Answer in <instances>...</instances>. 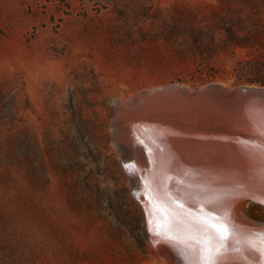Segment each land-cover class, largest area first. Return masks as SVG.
<instances>
[{
    "label": "rangeland",
    "instance_id": "rangeland-1",
    "mask_svg": "<svg viewBox=\"0 0 264 264\" xmlns=\"http://www.w3.org/2000/svg\"><path fill=\"white\" fill-rule=\"evenodd\" d=\"M229 31L263 40L264 0H0V264H166L115 145L117 103L250 85Z\"/></svg>",
    "mask_w": 264,
    "mask_h": 264
},
{
    "label": "bare ground",
    "instance_id": "bare-ground-1",
    "mask_svg": "<svg viewBox=\"0 0 264 264\" xmlns=\"http://www.w3.org/2000/svg\"><path fill=\"white\" fill-rule=\"evenodd\" d=\"M134 96L117 103L115 145L132 194L145 214L143 235L156 255L166 264H195L201 255L222 254L226 261L244 254L251 264H258L264 230L250 223L247 200L226 203L234 189L246 191L253 199L264 198V165L251 161L237 164L236 160L243 158L235 156L238 152L228 145L214 148L208 144L207 154L195 151L190 155L184 151L189 142L172 143L139 120L141 114L138 120L133 118L138 112L128 107L135 104ZM204 155L210 163L202 162L206 161ZM226 212L234 221L219 220ZM224 221L228 237L221 247L203 225L220 227Z\"/></svg>",
    "mask_w": 264,
    "mask_h": 264
},
{
    "label": "water",
    "instance_id": "water-1",
    "mask_svg": "<svg viewBox=\"0 0 264 264\" xmlns=\"http://www.w3.org/2000/svg\"><path fill=\"white\" fill-rule=\"evenodd\" d=\"M134 98L135 104L128 107L138 112L133 118L138 120L141 114L139 120H145L172 143L174 140L189 142L184 151L190 155L195 151L207 154L205 145L208 144L214 148L228 145L238 152L235 156L243 158L236 160L237 164L243 166L251 161L264 165V87L207 84L189 89L168 84L137 93ZM202 162L210 163L207 158ZM242 199L264 205L260 202L264 198L253 199L246 191L237 189L232 190L226 204L233 205ZM222 217L219 220L234 221L229 212ZM250 220L258 225L256 229L264 230V221ZM225 264H251V259L237 254Z\"/></svg>",
    "mask_w": 264,
    "mask_h": 264
},
{
    "label": "trees",
    "instance_id": "trees-1",
    "mask_svg": "<svg viewBox=\"0 0 264 264\" xmlns=\"http://www.w3.org/2000/svg\"><path fill=\"white\" fill-rule=\"evenodd\" d=\"M231 49H240L244 53L235 68L237 84H250L264 87V39L261 36H251L239 39L229 31ZM224 50L216 51L221 54Z\"/></svg>",
    "mask_w": 264,
    "mask_h": 264
},
{
    "label": "snow or ice",
    "instance_id": "snow-or-ice-1",
    "mask_svg": "<svg viewBox=\"0 0 264 264\" xmlns=\"http://www.w3.org/2000/svg\"><path fill=\"white\" fill-rule=\"evenodd\" d=\"M260 202L264 203V200H261ZM224 223H227V221L221 223L220 227H217L216 225H207V224L203 225L205 229L209 230L210 235H212L214 239L220 242L221 247H223V241L228 237L227 231L223 229ZM260 251H261V255L259 257H256V260L258 264H264V249H261ZM195 264H225V256L222 254L201 255L195 261Z\"/></svg>",
    "mask_w": 264,
    "mask_h": 264
}]
</instances>
